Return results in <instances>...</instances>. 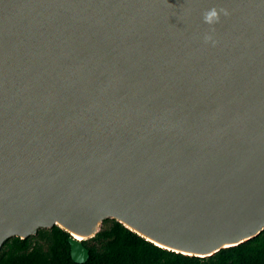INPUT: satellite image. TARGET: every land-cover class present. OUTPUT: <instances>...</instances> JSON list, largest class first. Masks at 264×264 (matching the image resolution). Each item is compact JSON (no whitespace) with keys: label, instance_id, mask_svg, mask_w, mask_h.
I'll use <instances>...</instances> for the list:
<instances>
[{"label":"water","instance_id":"obj_1","mask_svg":"<svg viewBox=\"0 0 264 264\" xmlns=\"http://www.w3.org/2000/svg\"><path fill=\"white\" fill-rule=\"evenodd\" d=\"M105 220L198 258L264 230V0H0V248Z\"/></svg>","mask_w":264,"mask_h":264},{"label":"trees","instance_id":"obj_2","mask_svg":"<svg viewBox=\"0 0 264 264\" xmlns=\"http://www.w3.org/2000/svg\"><path fill=\"white\" fill-rule=\"evenodd\" d=\"M69 238L54 226L38 230L35 237L9 239L0 248V264H77L70 256ZM90 242L83 241L89 251L83 264H264V230L245 243L207 258L159 248L113 220Z\"/></svg>","mask_w":264,"mask_h":264},{"label":"clouds","instance_id":"obj_3","mask_svg":"<svg viewBox=\"0 0 264 264\" xmlns=\"http://www.w3.org/2000/svg\"><path fill=\"white\" fill-rule=\"evenodd\" d=\"M223 14L224 16L229 15L228 11L225 9H220L219 11L216 8H212L207 10L203 13V22L208 25H215L219 23L220 15ZM213 38L211 35H205L204 42L210 43L212 42Z\"/></svg>","mask_w":264,"mask_h":264},{"label":"bare ground","instance_id":"obj_4","mask_svg":"<svg viewBox=\"0 0 264 264\" xmlns=\"http://www.w3.org/2000/svg\"><path fill=\"white\" fill-rule=\"evenodd\" d=\"M117 221L121 222L125 227H127L128 229L132 230V231H135L137 232L138 234L140 235H143V233H141L138 229H135L134 227H132L131 225L125 223V222H122L120 220L117 219ZM61 229L67 231L68 233L71 234V236L76 239V237H80V239H76L77 241H83L85 239H88L89 237H91L93 235V233L96 231L97 227H98V224H96V226H94L91 231L87 232V233H80V232H76V231H73L71 229H67L65 228L64 226H62L61 224H57ZM145 236V235H143ZM149 239V238H147ZM150 240V239H149ZM183 255H191V254H187V253H183Z\"/></svg>","mask_w":264,"mask_h":264},{"label":"rangeland","instance_id":"obj_5","mask_svg":"<svg viewBox=\"0 0 264 264\" xmlns=\"http://www.w3.org/2000/svg\"><path fill=\"white\" fill-rule=\"evenodd\" d=\"M111 221H112V220H105V221H103V222L101 223V226H100V228H99V231H102L103 229L108 228L109 225L111 224ZM42 230H48V229H42ZM32 237H35V236H32ZM87 242H88V243H87L88 245L92 244V243L90 242V240H87Z\"/></svg>","mask_w":264,"mask_h":264},{"label":"snow or ice","instance_id":"obj_6","mask_svg":"<svg viewBox=\"0 0 264 264\" xmlns=\"http://www.w3.org/2000/svg\"><path fill=\"white\" fill-rule=\"evenodd\" d=\"M76 239H80V237H76Z\"/></svg>","mask_w":264,"mask_h":264}]
</instances>
